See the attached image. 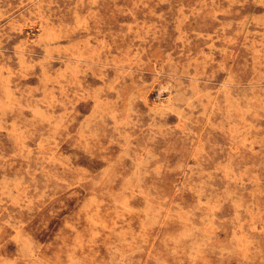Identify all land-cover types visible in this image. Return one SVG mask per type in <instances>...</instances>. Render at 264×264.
I'll return each instance as SVG.
<instances>
[{
	"label": "rangeland",
	"instance_id": "1",
	"mask_svg": "<svg viewBox=\"0 0 264 264\" xmlns=\"http://www.w3.org/2000/svg\"><path fill=\"white\" fill-rule=\"evenodd\" d=\"M0 264H264V0H0Z\"/></svg>",
	"mask_w": 264,
	"mask_h": 264
}]
</instances>
